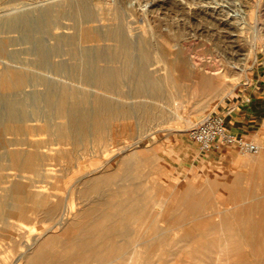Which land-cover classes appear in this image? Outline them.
<instances>
[{
	"label": "rangeland",
	"instance_id": "374dc122",
	"mask_svg": "<svg viewBox=\"0 0 264 264\" xmlns=\"http://www.w3.org/2000/svg\"><path fill=\"white\" fill-rule=\"evenodd\" d=\"M5 1L8 0H0V6ZM12 1H19L22 8L24 5L29 15L27 26L21 24L11 32L0 20L2 123L6 125L1 79L5 73L12 76L7 65L21 79L13 81L11 94L25 97L27 104L37 101L43 110L45 94L61 87L111 99L119 108L140 100L149 102L135 98L129 82L112 90L72 77L73 62L81 60L68 53V39L74 29L59 27L71 24V20L58 15L60 6L46 9L48 4L61 0ZM122 1L117 0L108 9L92 6V10L97 16L102 12L119 13L121 20L132 22L128 35L137 45L152 39L165 52L164 60H159V53H151L147 70L153 76L178 77L175 86L164 87L177 98L156 101L164 111L163 117L147 119L135 115L128 119L113 115L101 130H92L80 142L75 137L47 131L46 121L34 119V115L25 123L23 132L3 130L0 152L4 150L7 157L0 163V211H5L1 198L14 180L27 183L32 196L23 202L21 214L0 216V264H264V129L262 137L255 138L260 147L258 153L235 150L224 159L210 156L194 161L198 151L189 137L191 127L205 115L217 113L235 89L252 77L256 67L264 75V0ZM137 2L142 6L138 9L140 15L135 10L139 8ZM147 2L151 4L149 10L145 8ZM212 8L222 11L213 13ZM46 11L54 18V24L46 22ZM117 22L102 19L87 23L84 27L92 28L94 36L88 41H76L79 47L93 49L95 53L90 54L95 67L120 68L124 63L122 57L111 53L115 42L104 38ZM56 43L59 50L53 48ZM41 44L49 52L44 68L33 61ZM177 54L185 60L186 71L174 64ZM135 56L138 58L139 53ZM60 62L68 69L59 70L56 65ZM37 75L54 84L41 83L34 78ZM53 121L62 123L65 118L54 116ZM14 154L42 158L37 163L33 159L34 163L21 171L12 165L10 157ZM130 155L143 171L134 179L137 191L132 193L149 194L153 200L151 212L145 219L127 221L125 228L131 230V235L126 239L123 235L111 239L117 245L124 243L121 251L104 258H88L85 247L75 241L83 236V228L88 229L95 220L79 215L91 197L87 185L110 176ZM35 164L40 166L41 176L37 175ZM117 178L110 179V184L100 190L99 199L108 200L117 190L121 181ZM185 190L188 201L182 202L181 192ZM126 195L121 193L122 198ZM155 199L160 202L153 204ZM67 200L73 208L64 212ZM12 209L18 211L16 205ZM88 245L95 247L92 241Z\"/></svg>",
	"mask_w": 264,
	"mask_h": 264
},
{
	"label": "bare ground",
	"instance_id": "6f19581e",
	"mask_svg": "<svg viewBox=\"0 0 264 264\" xmlns=\"http://www.w3.org/2000/svg\"><path fill=\"white\" fill-rule=\"evenodd\" d=\"M18 2L13 3L12 0H8L5 1L6 4L0 6V20L4 24L5 30H9L10 32L12 30H15L16 27H18L21 24L22 25L24 24L25 26L28 25L27 23H28L29 11L24 10V5L23 8L22 6L20 7L18 5ZM116 2L117 0H61L56 3L48 4L46 6V9L50 10L55 5L60 6L61 9L59 10L58 15L62 16L64 19L71 20V24H60L59 27L74 29V32L70 35L68 39V45H69L68 53H70L74 58L81 60H76L73 62V68L72 70H70L73 78L81 80L87 84H94L98 87L104 89H112V90H115L116 89L115 87H120L121 85H128L130 83L131 86L133 87L132 89L134 90L133 96L135 98L142 100L143 98H146L149 100V102L146 101L142 102L140 100L136 104H133L135 106L131 104H125L124 106L122 105L123 106L122 108L119 105L120 106L119 108L116 107L118 103L115 105L114 103L116 102L113 103V101H110L111 99L108 100L100 96H95L90 92H86V91L61 87L58 91L49 90L45 94L43 100L46 108L45 110H43L39 107L37 101L34 104L31 103L27 104L25 102V97H20L18 95L11 94L10 89L13 81L19 82L21 81V79L18 72L11 66L7 65L6 69L10 71L12 76H8L5 73L3 74L1 79L5 91L4 95L1 98L4 100L3 102H5V106H6L5 111L3 112L6 125L0 121V136L3 130L10 128H11L10 130L14 132H23V130L25 129V123L28 120L33 119L32 118L33 115H34V119H42L46 121L47 131H52L54 133H58L63 136L75 137L76 142H80L87 139L88 136L91 135L92 130L95 131L101 130V128L104 127L106 120H108L113 115H118V114L125 115V117H127L128 119L135 117V115L147 117V119H151V118L157 119L164 116V111L157 106L156 101L160 99H165L167 101H174L177 98L176 94L171 91L166 92L164 90V87L165 84L170 87L175 86L179 78L171 74L165 75L163 77L153 76L150 73V71L147 70V63L151 59V53H157V54L159 53L160 55L159 60H164L165 52L162 51L160 48H157L156 44L152 41V39H146L140 42L139 45H137L138 43L128 35L129 31L132 30L131 21L125 22V20H121L119 13L114 14L112 12H108V13L102 12L100 16H97L94 14L92 10V6H100L102 9H108L110 6L112 7L113 4H115ZM137 5H139V8L135 9L136 14L140 15L139 10L141 9L140 7H142L141 2H139ZM150 5H151L150 2L149 3L147 2L145 4L146 6L145 8L149 10ZM142 11L144 12V10ZM221 11L222 10L217 11L213 9L211 12L213 13L218 12L220 14ZM46 15H47L45 19L46 22L48 20L52 22V24H54L55 21L54 18L50 17L48 12L46 13ZM102 19L118 20L116 24L109 27L106 34H104V38L115 42L113 44L111 53H114L116 57L123 58L122 60L124 63L123 62H122L123 64L121 63L122 65L120 66V68H111V67L108 68L109 66L95 67L94 63L96 62L92 60L90 54V53H95L93 49L88 46L79 47L76 44V41L78 40H84V39L86 41L91 40L95 32L94 30H92V28L90 29L84 26L87 23H91V22L96 23L99 22L100 20L102 21ZM171 27L172 26H170V28ZM166 34L167 33H165L164 35L167 36L168 34L167 35ZM191 34L193 33L191 32ZM171 35H173V32ZM221 36L223 37V35ZM172 39L173 37H171V40ZM170 42L172 43V41ZM146 43L149 44L146 46L145 45ZM148 46L151 48H148ZM53 48L59 50L60 46L58 45V43H56ZM48 53L49 52L46 49L45 45L41 44L40 47L38 48V53H36V58L35 60H33L35 62L34 64L39 65L40 67L43 68L46 67L48 64L47 62ZM135 53H139L138 58H136ZM178 54L174 59V64L180 67L182 71H186L187 64L185 60L181 59L178 56ZM112 56L115 57L114 55ZM62 65H63L62 62H60L56 65V67L59 70L67 68L66 67L67 65L66 66L63 65V67L65 66V68H62ZM71 65L70 67H72ZM34 78L40 79L41 83L47 85L54 84L53 82H51L50 80H48L43 76L37 75ZM118 90L119 89L117 88V91ZM126 92H121V94L126 96V94H128ZM129 94H131V92ZM128 96L133 97L132 95H128ZM117 108H119L120 110L119 112ZM54 116L65 118V121L62 123H55L53 121ZM1 117L2 114L0 113V118ZM1 143L2 142L0 138V145ZM6 157H7V153L4 150H2L0 152V163L3 160H5ZM10 158L14 168L24 171L27 169L29 164H31L33 159H35V163H37L36 160H40L42 157L40 155L35 156L34 154L33 155L26 154L23 156L20 154H14ZM132 158L133 156L131 157V155L127 156L126 158H123L121 160V164L119 168L116 171L112 172L110 176L98 180H93L87 185V191L90 193L91 197L90 200L86 202L84 208L82 209V211H80L79 215L80 217L89 216L95 220L93 222L94 224H90L89 225L90 227L88 229L83 228V233H84L83 236L77 238L75 241L77 244L83 245L85 247L84 254L88 258L89 257L104 258L105 256L106 257L112 256L114 253H117L122 248L124 243L121 245H117L115 241L111 239H113L115 235H123L124 238L126 239V237L131 235V230L129 228H125L126 225H128L127 221L129 220V222H131L132 220L136 221L140 219H145V216H148L151 212L153 200L149 196V194L139 196L138 194L135 195L132 193L133 190L137 191L136 188L137 186L133 182L134 179L143 174V171L139 169L140 166L135 165ZM39 167L40 166H38V164H35L34 166L37 175L41 176L42 173L40 172ZM111 178L112 179L117 178L120 179L121 181L120 182L118 181L119 187L117 188V190H115V192L109 196L110 198L108 197L109 202L110 201L114 202V204L112 203L110 205L111 202L108 204L107 202L108 200L99 199L100 198L99 192L100 190H102V188H105V186L110 184ZM123 185L125 186L124 188L121 187ZM123 192L127 193V195L122 198L121 193ZM187 192H188L187 190L181 192L182 194L181 199H183L182 202L188 201L186 194ZM29 193L30 192L27 183H23L20 180L12 181L11 186L7 190H5V193L1 198L2 207L5 208V211L4 212L3 210L2 212L0 211V216L2 215L4 216L5 213L7 216H13L15 215L14 214L15 212L21 214V212L23 211V206H22L23 202L32 196ZM159 202L160 200L155 199L153 204L154 203L158 204ZM65 203L66 204L64 206V212L71 210L73 208V204L70 203L68 200ZM13 205L14 206L16 205L18 211L16 210L14 211V209H12ZM114 207L118 211L115 210ZM113 209L116 212H114ZM90 241H92L95 245V247L92 249L89 248L88 245Z\"/></svg>",
	"mask_w": 264,
	"mask_h": 264
},
{
	"label": "crops",
	"instance_id": "0c3cea01",
	"mask_svg": "<svg viewBox=\"0 0 264 264\" xmlns=\"http://www.w3.org/2000/svg\"><path fill=\"white\" fill-rule=\"evenodd\" d=\"M223 116L224 124L232 133L255 141L260 139L264 129V75L259 67L253 70L252 77L238 86L232 96L225 101L217 111ZM190 137V135H189ZM197 149L194 161L206 160L210 156L226 158L230 153L238 150L236 147H227L219 151L205 153L199 144L190 137Z\"/></svg>",
	"mask_w": 264,
	"mask_h": 264
},
{
	"label": "built area",
	"instance_id": "2783aa9c",
	"mask_svg": "<svg viewBox=\"0 0 264 264\" xmlns=\"http://www.w3.org/2000/svg\"><path fill=\"white\" fill-rule=\"evenodd\" d=\"M189 135L205 153L219 151L227 147H236L244 153H258L260 150L256 141L229 131L224 124L223 116L218 113L205 115L191 127Z\"/></svg>",
	"mask_w": 264,
	"mask_h": 264
}]
</instances>
